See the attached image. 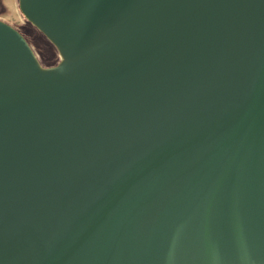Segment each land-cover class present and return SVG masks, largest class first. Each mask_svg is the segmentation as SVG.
<instances>
[{
  "label": "water",
  "instance_id": "95a60500",
  "mask_svg": "<svg viewBox=\"0 0 264 264\" xmlns=\"http://www.w3.org/2000/svg\"><path fill=\"white\" fill-rule=\"evenodd\" d=\"M18 1L0 264H264V0Z\"/></svg>",
  "mask_w": 264,
  "mask_h": 264
},
{
  "label": "rangeland",
  "instance_id": "374dc122",
  "mask_svg": "<svg viewBox=\"0 0 264 264\" xmlns=\"http://www.w3.org/2000/svg\"><path fill=\"white\" fill-rule=\"evenodd\" d=\"M0 19L22 34L41 66L50 67L58 63L55 45L23 14L18 0H0Z\"/></svg>",
  "mask_w": 264,
  "mask_h": 264
},
{
  "label": "bare ground",
  "instance_id": "6f19581e",
  "mask_svg": "<svg viewBox=\"0 0 264 264\" xmlns=\"http://www.w3.org/2000/svg\"><path fill=\"white\" fill-rule=\"evenodd\" d=\"M33 23V22H32ZM34 24V23H33ZM35 25V24H34ZM54 45H55V47H56V49H57V51H58V54H59V61H58V63H60V62H62L64 59H65V57H64V55H63V53L60 51V49H59V47L56 45V43H54L37 25H35ZM35 58H36V56H35ZM36 60L38 61V59L36 58ZM57 63V64H58ZM38 64L40 65V63H39V61H38ZM54 66V65H53ZM40 67H43V66H41L40 65ZM52 67V66H51Z\"/></svg>",
  "mask_w": 264,
  "mask_h": 264
}]
</instances>
